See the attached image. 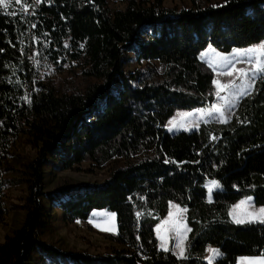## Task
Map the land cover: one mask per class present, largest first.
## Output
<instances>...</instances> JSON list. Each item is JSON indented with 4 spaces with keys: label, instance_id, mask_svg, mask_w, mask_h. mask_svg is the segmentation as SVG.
<instances>
[{
    "label": "trees",
    "instance_id": "obj_1",
    "mask_svg": "<svg viewBox=\"0 0 264 264\" xmlns=\"http://www.w3.org/2000/svg\"><path fill=\"white\" fill-rule=\"evenodd\" d=\"M124 1V9L114 12L106 0H27L30 14L0 8V224L6 215L5 186L19 183L3 174H19L27 188L24 220L0 243V264H36L41 255L51 259L46 264H182L171 252L157 250L155 225L168 214L170 202L188 209L191 259L183 264H206V246L218 233L240 232L244 256L264 251V226L232 223L226 201L191 200L205 177L201 166L165 164L159 146V133L177 110L214 102V74L200 53L209 44L229 53L264 40V0H191L189 7H165L163 0ZM24 36L53 64L81 63L88 80L84 90L57 91L37 81L24 56ZM127 51L142 62L132 73L123 69ZM231 117L226 124L200 122L196 129L210 162L226 159L264 132V80L240 100ZM20 135L36 155L16 170L7 157ZM63 148L67 169L83 161L99 167L121 160L122 165L111 168L99 184L63 185L45 193L42 167ZM234 187L240 196L256 195L264 202V162L262 171L246 173ZM42 196L59 202L69 221L85 222L94 210L115 212L117 233L106 238L122 248L91 255L44 242L51 215Z\"/></svg>",
    "mask_w": 264,
    "mask_h": 264
},
{
    "label": "rangeland",
    "instance_id": "obj_2",
    "mask_svg": "<svg viewBox=\"0 0 264 264\" xmlns=\"http://www.w3.org/2000/svg\"><path fill=\"white\" fill-rule=\"evenodd\" d=\"M199 1L205 2L203 0ZM224 1L225 0H209L211 4H219ZM26 2L27 0H20V3L17 4L15 3V0H13L6 11L12 12L22 9L26 14H30L31 10L29 9ZM32 3L38 4L36 0H32ZM106 3L110 12L121 10L125 7L124 0H106ZM191 4V0H163V5L165 7H189ZM0 8L5 10L2 7ZM25 8H27V11H25ZM28 34L29 33H27V36ZM26 38L27 37L24 36L22 39V45L24 48H26V50H24V56L26 59L30 60L33 72L36 74L37 81L45 85H53L57 91L84 90L88 80H86L81 73V63L76 65L67 63L65 66H60L58 63L53 64L50 61L42 58L38 52H35V50L32 49V45L29 44ZM230 53L231 52L222 54ZM126 55L127 59L123 64V69L126 72L132 73L142 66V62L139 63L137 56L133 51H127ZM208 58L209 57L206 56L204 60H200L206 65L208 69L213 72L214 79H218L222 83H226L229 79H232V77H229L226 74V71L222 74L219 67L215 69L209 67ZM236 66L247 67L248 65L238 63ZM213 87L214 102H217L215 95L216 86L213 84ZM24 90L26 91L27 89L25 88ZM210 106L211 104L201 108H208ZM234 109L228 113V115L231 116ZM193 110H177L170 120L173 118H175L177 121L181 119H192L182 118L180 113L191 112ZM169 121L166 123V125L169 124ZM210 122L220 121L217 120ZM169 127H171V125H169ZM196 129L197 128H190L189 130L185 131L183 128H173L172 131H168V128L164 126L159 133V146L168 159H171L175 162L191 161L196 163L199 161L197 164L201 166V170L203 173H205V177L207 176L209 178H216V176H220L219 183L224 185L223 190H225V198L230 201H234L232 195L233 190L236 191L234 182L238 178L244 176L246 173L262 171L263 169L264 132L253 141L240 144L238 150L226 159L219 162H210L206 158L207 145H200L197 142ZM65 152L66 149L63 148L62 152H55L46 158V161L42 167V189L45 193L54 192L63 185H79L85 183L99 184L107 178L111 168L122 165L121 160H115L99 167L94 166L89 161H83L75 165L73 169H67L64 168L62 164V159ZM35 155L36 149L27 143L26 136L20 135L15 141L14 145L10 148L7 160L14 169L21 170L22 166L31 161ZM215 173H217L216 176L214 175ZM3 177L14 181L16 180L19 183L6 184L5 186L6 196L4 204L6 208V215L4 223L0 224V243H2L5 237L10 235L23 222L25 210H23L21 206L24 204V199L27 194L26 185L24 182H21L19 174H15L13 171H7L3 174ZM211 181L212 180L198 181L197 187L192 191L191 200L200 198L201 195H199V192L202 190H205L203 195L205 194V197L208 199V189H216L212 186ZM211 195L212 197H215L213 192ZM220 195H223V192L220 193ZM243 198L244 197L240 196V199L231 202L232 206L237 204ZM41 200L44 203L47 212L51 215V226L42 237L44 242L53 244L56 247L64 250L83 251L91 255L106 254L112 249L122 248V246L119 244L109 241L106 238V235L115 233L100 230L99 228L93 226V224H90L89 219L85 222L66 220L64 218L63 212L59 208V202H51L46 196H42ZM172 204L175 205L176 203ZM252 207L253 209L259 208V206H255L254 204ZM181 208L184 207L181 206ZM172 210L175 211L174 208ZM94 211L109 212L107 210ZM94 211H92V213ZM92 213L90 216H92ZM92 218L100 223H103L108 219V217L103 216ZM167 218L168 214L159 223H162ZM169 235L172 236L174 234L170 233ZM157 241L159 244V240ZM174 243L175 241L173 239H169V247H172ZM47 262L51 263L52 261L51 259L41 255L40 261L36 264H46Z\"/></svg>",
    "mask_w": 264,
    "mask_h": 264
},
{
    "label": "snow or ice",
    "instance_id": "obj_3",
    "mask_svg": "<svg viewBox=\"0 0 264 264\" xmlns=\"http://www.w3.org/2000/svg\"><path fill=\"white\" fill-rule=\"evenodd\" d=\"M12 2L13 0H0V7L7 10ZM36 2L40 3V0H36ZM15 3L19 4L20 0H15ZM213 7H219V5H213ZM25 11H27V8H25ZM12 15H16V13L13 12ZM32 27H35V25ZM206 56L209 57V67L213 69L219 67L222 74L226 71V74L229 77H232V79H229L226 83H222L218 79H213L212 83L216 86L215 95L217 102L212 103L208 108H198L191 112H181L180 116L182 118L192 119H181L177 121L173 118L169 121L168 125H165V127L168 128V131H172L173 128H183L185 131L190 128H199L200 121L208 123L210 121L218 120L221 123L226 124L228 120L232 118L228 113L238 105L243 97L250 96L256 90L258 81L264 80V41L255 45H250L244 49L233 48L230 54H222L209 44L208 47L200 53L199 58L204 60ZM238 63H243L248 66L237 67L236 65ZM23 99L26 103H32V99L27 95L23 97ZM169 125H171V127H169ZM212 139L214 140L216 137L213 136ZM164 163L169 164L176 162L166 158ZM196 163H199V161ZM177 166H179V164H177ZM211 184L215 188L222 189V185L217 180H212ZM208 191V201L211 203L212 188H209ZM253 201L254 198L252 196H247L232 206V209L228 213L231 217L232 223L236 225L259 224L264 226V206H260L258 209H253ZM173 208L175 211L172 210ZM187 211V207L181 208L179 204L173 205L170 202L168 218L162 223L155 225L156 237L159 240L157 250L165 254L171 252L177 260L182 262V264L191 259L189 249L192 246V242L188 233H190L192 229L188 226L184 215ZM116 215L115 212L94 211L92 216L89 217V223L102 231L117 233ZM136 215L139 222L141 213L138 212ZM98 216L108 217V219L103 223H100L92 218ZM170 233L174 235L170 236ZM137 239H139V237H137ZM169 239L175 241L171 248L169 247ZM207 251L209 252V255L204 257L207 264H218V261L225 258V255L220 248L209 247ZM236 261L237 264H264V251L261 252L260 256L237 257Z\"/></svg>",
    "mask_w": 264,
    "mask_h": 264
},
{
    "label": "crops",
    "instance_id": "obj_4",
    "mask_svg": "<svg viewBox=\"0 0 264 264\" xmlns=\"http://www.w3.org/2000/svg\"><path fill=\"white\" fill-rule=\"evenodd\" d=\"M216 174L217 173H215L214 175L216 176ZM219 178L220 176H216V178H209L206 176L205 179H202V180L220 181ZM223 186L224 185H222V189L220 188L212 189V192L215 194V197H212V200L226 201L230 204V209H231L232 207L231 202H234L235 200L240 199V196L237 193V191L233 190L232 195H233L234 201L228 200L227 198H225L226 196L224 194L225 190H223ZM204 191L205 190H202L201 192H199V195H201V197L198 199L208 200L205 197V194L203 195ZM222 192H223V195H220V193ZM252 197L254 198L253 204L255 206H259V207L264 206V202L260 200L256 195ZM209 247L220 248V250L224 253L225 258L218 261V264H237L236 258L240 256H244L242 255V252L244 249V238L240 232L235 233V234L218 233L217 235L212 237L210 241L208 242L204 255H203V260L206 264H207V261L204 259V257L209 255V252L207 251Z\"/></svg>",
    "mask_w": 264,
    "mask_h": 264
},
{
    "label": "built area",
    "instance_id": "obj_5",
    "mask_svg": "<svg viewBox=\"0 0 264 264\" xmlns=\"http://www.w3.org/2000/svg\"><path fill=\"white\" fill-rule=\"evenodd\" d=\"M62 65H64V66H65V65H66V62H64Z\"/></svg>",
    "mask_w": 264,
    "mask_h": 264
}]
</instances>
